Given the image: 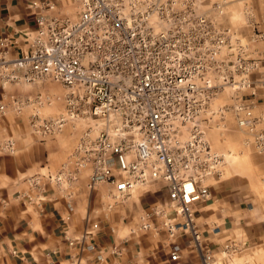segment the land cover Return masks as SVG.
Returning <instances> with one entry per match:
<instances>
[{
    "label": "built area",
    "instance_id": "1",
    "mask_svg": "<svg viewBox=\"0 0 264 264\" xmlns=\"http://www.w3.org/2000/svg\"><path fill=\"white\" fill-rule=\"evenodd\" d=\"M70 1L74 17L40 13L27 33L29 48L13 62L1 53V77L67 89L64 113L30 115L42 138L81 118L99 124L81 134L58 171L31 175L21 199L37 209L52 193L71 200L72 188L87 174L90 191L110 186L105 199L112 210L138 188L164 183L166 204L146 211L140 228L164 235L170 260L177 262L181 247L174 240L189 232L200 246L196 207L210 199L209 182L223 176L225 156L213 149L209 129H226L231 116L246 144L264 156V51L257 59L249 56L264 31L252 23L247 37L225 25L226 1ZM33 5L53 8L49 1ZM9 44L0 40L1 49ZM53 100L38 96L34 104L51 106ZM23 106L14 99L16 111ZM5 111L1 104L0 113ZM5 150L13 153L14 143ZM99 230V223L87 225L81 240ZM203 264L217 263L207 253Z\"/></svg>",
    "mask_w": 264,
    "mask_h": 264
},
{
    "label": "crops",
    "instance_id": "2",
    "mask_svg": "<svg viewBox=\"0 0 264 264\" xmlns=\"http://www.w3.org/2000/svg\"><path fill=\"white\" fill-rule=\"evenodd\" d=\"M44 1L53 8L33 5ZM253 3V25L264 31V0ZM70 4V0H0V40L10 41L7 48L0 47V57L2 53L8 62L18 59L29 48L27 33L36 28V15L64 16ZM1 72L0 64V105L6 106L0 113V264H203L207 253L217 264H264V247L250 244L251 238L264 239V218L254 216L249 226L243 215L231 214L240 204L235 197L239 181L212 184L210 199L196 207L200 246L189 232L181 233L174 240L181 247L177 262L170 260L164 235L131 232L135 207L138 211L140 206L165 205L167 198L152 203L129 199L108 210L105 195L110 186L102 184L90 191L83 174L72 188L71 200L56 192L42 209L25 204L20 195L29 176L54 171L53 159H59L56 172L72 149L66 134L42 138L23 131L30 124V119H21L25 111L36 106L38 96L51 95L46 84L6 83ZM14 99L24 104L21 112L15 110ZM261 100L259 109H264V95ZM9 142L14 143L13 153L5 150ZM95 222L100 230L83 242L85 228Z\"/></svg>",
    "mask_w": 264,
    "mask_h": 264
},
{
    "label": "rangeland",
    "instance_id": "3",
    "mask_svg": "<svg viewBox=\"0 0 264 264\" xmlns=\"http://www.w3.org/2000/svg\"><path fill=\"white\" fill-rule=\"evenodd\" d=\"M211 1L212 3L213 1H226V14L223 18L225 25L232 27L234 31L245 34L247 37L253 33V0ZM66 10V15L69 17L75 16V6L72 3L68 5ZM244 42H246V40ZM261 51H264V41L251 44L249 51L250 58L257 59ZM43 84H46L47 92H50L54 97L53 104L51 106L46 105L45 107L40 108H38V106H34L32 109L26 110L24 113L25 115H22L24 117H21V119H24V121L26 118L29 120L31 118L30 115H33L36 110L40 111L43 117H57L58 115L65 112L66 101L64 99V95L67 93V89L55 82H47ZM262 89L264 90V88ZM261 101L262 100L259 102L261 103ZM217 103L222 104L220 101ZM81 119H79L80 122L74 126H72V124L66 125V127L61 132L54 136L66 134L69 148L71 147V149H74L81 134L84 133L89 126L95 128V125L99 124V122H95L93 119ZM225 125H227L226 129L217 128L214 126L213 128L209 129V131L206 130L208 131L207 135L210 139L213 149L216 152L224 155L226 160L225 165L222 167V178L219 180L212 179L209 184L212 185L216 181L222 182L227 179H231L236 182L239 181L238 189H236L238 194L235 197L239 199L238 201H240V204L238 207L236 206L232 208L233 210L231 214L233 215L234 213L235 216L243 215L248 225L252 226L253 224L251 223L252 220L255 219L253 218L254 216H260L264 218V156L258 153L253 145L246 144V135H244L237 127L231 116L228 117ZM23 131L25 134L29 133L39 136L33 131L30 124L28 125V130L26 129V131ZM55 149L58 151L57 147ZM54 153H56V151ZM58 160L59 159H53L54 171L57 169L56 165ZM165 198H167V191L164 183H156L149 187H140L130 196L131 201L138 199L141 201L149 200L148 203L162 201ZM152 207L149 209H143V207L140 206L138 211L136 207L134 208L132 221V223H134V227L131 230L132 233L140 231L149 232L140 228V217H142L146 211L151 210ZM239 210L241 213H236ZM244 225L245 222L243 223V226ZM251 240L252 241L250 244L252 246L257 247L258 249L264 247V239L251 238Z\"/></svg>",
    "mask_w": 264,
    "mask_h": 264
}]
</instances>
